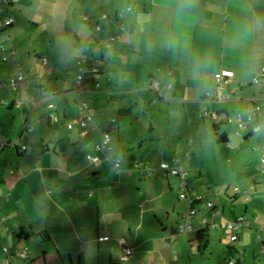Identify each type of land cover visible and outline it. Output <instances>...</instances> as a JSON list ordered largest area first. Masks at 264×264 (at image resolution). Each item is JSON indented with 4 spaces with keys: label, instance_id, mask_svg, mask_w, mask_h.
Wrapping results in <instances>:
<instances>
[{
    "label": "crops",
    "instance_id": "0c3cea01",
    "mask_svg": "<svg viewBox=\"0 0 264 264\" xmlns=\"http://www.w3.org/2000/svg\"><path fill=\"white\" fill-rule=\"evenodd\" d=\"M1 3L15 24L0 41L16 62L24 61L25 80L20 94L6 88L15 73L13 63L0 77V89L9 93L3 100L9 106L0 107L13 113L16 100H22L19 123L16 116L7 118L0 112V264L8 259L12 264H228L232 259L228 248L242 255V264H264L260 255L264 232L258 229L264 224V216L258 214V210L264 213V190H260L264 174L256 169L246 197L235 192L220 203L200 186L193 167V153L202 151L203 143L179 130L192 110L203 123L219 126L216 135H226L231 145L222 128L236 124V114L250 106L251 99L264 106V0ZM129 6L135 10L126 16L127 31L117 44L107 52L95 50L102 65L101 87L83 96L93 122L87 129L69 130L68 123L87 116L79 110L81 98L74 93L77 64L90 53L91 43L98 45L115 32V16ZM101 15L110 20L102 21ZM96 25L102 26L99 34L94 32ZM43 58L49 61L47 67ZM222 70L234 72L231 85L239 88L240 101L205 100L208 93L213 95L214 76ZM168 71L175 87L173 99L164 100L154 88L166 86ZM255 77H260L258 85L253 84ZM44 89L59 92L53 100L56 119H51L41 97ZM211 112H225L230 121L219 124L200 118ZM112 118L119 121L113 125ZM26 124L33 133L26 131ZM99 130L113 131V144L122 159L120 173L95 150ZM235 136L242 143L259 138L251 149L258 166L257 149L264 135ZM7 153L9 162L1 158ZM91 156L100 158L101 165L90 163ZM178 161L190 175L189 195L202 196L203 201L194 204L198 212L194 232L173 239L192 207L189 200L180 199L181 180L164 179L158 169L163 162ZM137 163L153 174L136 170ZM206 202L222 212L214 220L218 228L206 225L211 219ZM240 217L251 226L236 230L239 240L233 244L227 224ZM206 228L209 246L201 251L195 234ZM256 234L259 246L254 244ZM25 248L28 257L23 260L16 254ZM125 248L133 254L123 261ZM216 249L220 257L214 261Z\"/></svg>",
    "mask_w": 264,
    "mask_h": 264
},
{
    "label": "built area",
    "instance_id": "2783aa9c",
    "mask_svg": "<svg viewBox=\"0 0 264 264\" xmlns=\"http://www.w3.org/2000/svg\"><path fill=\"white\" fill-rule=\"evenodd\" d=\"M18 3V0H2V6H10ZM135 10L134 6H129L126 10L120 11L114 19L115 32L111 34L107 39L102 40L98 45L95 42L91 43V46L87 48L90 50V53L83 56L76 67L75 72V86L74 93L81 99H78V107L80 111L86 112V117H78L68 123L67 127L69 130H73L75 127H81L83 129L88 128V124L93 122V115L91 114V106L89 103L83 100V96L86 94H91L94 92H98L101 87V76H102V65L99 61V54L102 52H107L113 49L115 44H117L121 35L127 31L126 25L124 23L125 18L128 14L133 13ZM85 23L89 22V18L83 19ZM102 21H109L110 17L108 15H101ZM15 24V20L12 16L7 15L4 8L0 7V36H4L13 27ZM102 30L101 25H96L94 27L95 34H99ZM100 50L99 54H96L97 51ZM0 59L5 63H13L15 66V73L11 77V79L5 84L6 88L16 94H20V87L23 81L25 80V73L20 64L16 62L13 58L12 54H9L6 46L0 41ZM48 59L43 58L42 64L47 67ZM168 82L166 86L161 88L159 85H156L154 90L158 93V95L164 100L173 99L172 93L174 91L175 82L173 81V73L171 71L167 72ZM234 77V72L222 70L215 74L214 76V91L213 95L208 93L205 100L215 104H226L231 101H240L238 96L239 88L232 87L231 79ZM260 83V77H255L253 79V84L258 85ZM59 96V92L52 89H44L42 91V99L44 104L49 112L51 119H56L55 110L56 105L53 103V100ZM250 106L246 107L243 111L238 112L235 116V121L237 124V135H245L251 136L255 134L262 133L264 135V106L260 105L258 99L253 98L249 101ZM22 100L18 98L14 103V107L19 109L21 107ZM2 106H9L7 101L2 102ZM200 118H212L217 123L229 122L230 117L227 113H203ZM119 121V118H112L109 120L111 124H116ZM26 131L28 133H33L34 128L28 126L26 124ZM100 131V140L95 145V150L99 153H102L104 159L109 162L112 166V170L115 173H120L122 171V159L117 154L115 146L112 140V132L113 131ZM229 148L232 146L228 143ZM27 146H22V151H26ZM261 155L258 161L257 170L261 174H264V142L257 149ZM89 162L95 165L96 167L100 166L103 162L100 158L97 157H89ZM178 162H163L159 166L160 176L164 179H168L170 177H175L181 180L184 192L181 193L180 199L189 200L191 203L192 209L190 212L184 217L183 223L179 224L174 232L172 238L176 239L180 235H187L193 233L195 228L193 225V220L197 217L198 212L194 208V204L197 202L203 201L202 196H197L196 198H192L188 192V180L189 173L185 170L183 166L178 164ZM134 168L136 170L141 171L146 175H152L153 171L148 170L144 167V165L137 163ZM206 209L211 214V219L206 222V225L211 226L213 228H218L219 225L214 223V220L222 216V212L217 210L214 207V204L211 202H206ZM251 226V222L246 220L244 217H240L234 220H229L227 224V228L233 232L231 236V242L236 243L239 240L238 234H236V230L244 225ZM259 232H264V224L259 225ZM258 240L261 241V237H258ZM4 253L9 256V250L5 248ZM123 261L128 260L129 257L133 254L130 249L125 248L124 250ZM19 258L25 260L28 257L27 248L23 249V251L18 252L16 254ZM260 255H264V247L260 250ZM5 264H12V260L8 259ZM228 264H236L234 259H230Z\"/></svg>",
    "mask_w": 264,
    "mask_h": 264
},
{
    "label": "rangeland",
    "instance_id": "374dc122",
    "mask_svg": "<svg viewBox=\"0 0 264 264\" xmlns=\"http://www.w3.org/2000/svg\"><path fill=\"white\" fill-rule=\"evenodd\" d=\"M1 42L3 43L4 41L1 40ZM17 60V63L20 65H22L21 63H24L22 59L18 58ZM10 67H12L10 62L5 63L0 59V77L3 75V71L8 72L7 70H9ZM69 73L71 74L70 70ZM8 96L9 93L7 91L0 89V106H2L3 100L8 99ZM0 108V112H3L5 116L8 115L7 118L16 116L19 123V110L16 109L12 113L11 111L9 112L8 109ZM197 115L198 112L192 110L190 112L188 111V116H184L183 120L180 122L179 130L182 131V133L189 135L199 145L200 142L203 143L204 149L199 152L195 151L192 156L194 161L193 167L196 173H198L197 179L200 180V186L209 190V194L213 196V198H218L220 203L235 192L238 193L239 197H246V193L252 191L250 188V182H252L257 176V156L251 151V149L257 144L259 138L257 137L246 143H242L239 137L235 136L237 125L234 123V125L232 124L228 127L222 128V130L226 129L231 137L232 148H229L227 143L218 142L220 135H216L212 122L208 121L203 123L199 120ZM2 122H6L5 118L2 119ZM137 126L140 127L139 125ZM8 154L9 153H7V155L5 154V156H1L3 161L6 160V162H9V158L7 157ZM2 163L3 162H0V165ZM260 178H264V175ZM260 190H264V182L262 183ZM258 211L260 217L264 216L263 212H260V210ZM257 236L258 235L256 234L254 244L259 246V242L256 240ZM219 257L218 250H213V260L215 261Z\"/></svg>",
    "mask_w": 264,
    "mask_h": 264
},
{
    "label": "trees",
    "instance_id": "16d2710c",
    "mask_svg": "<svg viewBox=\"0 0 264 264\" xmlns=\"http://www.w3.org/2000/svg\"><path fill=\"white\" fill-rule=\"evenodd\" d=\"M216 134L220 131L219 126H214ZM219 143H227L228 140L226 138V135H221L218 140ZM17 150V147H15ZM190 182V179L188 180V183ZM196 239L199 243V249L201 251H204L209 246V239H210V229H202L196 232ZM234 244V243H233ZM228 253L231 256L232 259L235 260L236 264H242V255L235 249V248H228Z\"/></svg>",
    "mask_w": 264,
    "mask_h": 264
}]
</instances>
